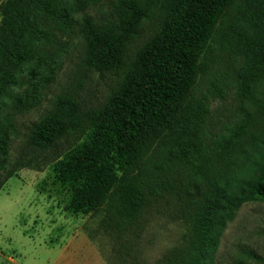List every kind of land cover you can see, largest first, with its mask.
Masks as SVG:
<instances>
[{
	"label": "trees",
	"instance_id": "trees-1",
	"mask_svg": "<svg viewBox=\"0 0 264 264\" xmlns=\"http://www.w3.org/2000/svg\"><path fill=\"white\" fill-rule=\"evenodd\" d=\"M99 2L0 0V189L18 169L42 161L69 187L70 211L106 206L120 227L218 163L229 169L234 135L205 145L208 99L195 87L210 42L226 29L245 73L264 69V0H108L96 15ZM145 23L150 32L139 41ZM74 37L82 40L83 63L112 75L109 95L85 108L75 93L54 94L22 130L17 117L47 98ZM246 127L247 120L237 126L239 148ZM16 138L20 156L10 162ZM245 189V198L264 202V166ZM242 254L251 262L234 264L263 261L253 249ZM197 255L190 252L192 264Z\"/></svg>",
	"mask_w": 264,
	"mask_h": 264
},
{
	"label": "rangeland",
	"instance_id": "rangeland-1",
	"mask_svg": "<svg viewBox=\"0 0 264 264\" xmlns=\"http://www.w3.org/2000/svg\"><path fill=\"white\" fill-rule=\"evenodd\" d=\"M99 3L92 10L96 15L109 8L108 0ZM150 15L154 23L158 12ZM144 26L139 41L150 32V24ZM82 56V40L74 37L47 98L17 117L22 130L54 94L75 93L85 108L105 101L114 85L112 75L88 68ZM242 64L229 30L215 33L195 87L198 98L208 99L205 145L234 135L228 170L218 163L190 187L184 186L187 182L179 191L151 199L133 224L117 227L106 206L92 214L70 211L69 187L51 165L31 162L0 189V264H192L191 251L198 253L195 264H234L251 262L242 254L248 249L257 251L264 264V202L245 198V188L264 166V69L246 74ZM245 120L239 148L235 132ZM19 141L12 142L10 162L20 156Z\"/></svg>",
	"mask_w": 264,
	"mask_h": 264
}]
</instances>
